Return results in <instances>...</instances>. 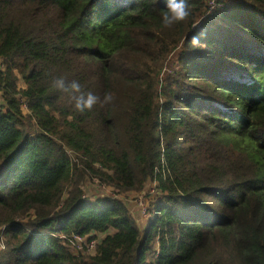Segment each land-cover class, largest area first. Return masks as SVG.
<instances>
[{
	"label": "trees",
	"instance_id": "obj_1",
	"mask_svg": "<svg viewBox=\"0 0 264 264\" xmlns=\"http://www.w3.org/2000/svg\"><path fill=\"white\" fill-rule=\"evenodd\" d=\"M206 1L0 0V264H264V0Z\"/></svg>",
	"mask_w": 264,
	"mask_h": 264
},
{
	"label": "clouds",
	"instance_id": "obj_2",
	"mask_svg": "<svg viewBox=\"0 0 264 264\" xmlns=\"http://www.w3.org/2000/svg\"><path fill=\"white\" fill-rule=\"evenodd\" d=\"M165 7L166 11L162 14V25L165 28H171L186 21L190 15L188 0H166ZM196 39L193 37L194 41ZM52 87L59 92L67 93L73 102L75 111L81 114L91 111L97 104L103 107L113 101V97L109 93H105L101 99L91 91H83L78 81L67 82L63 77L53 79Z\"/></svg>",
	"mask_w": 264,
	"mask_h": 264
},
{
	"label": "built area",
	"instance_id": "obj_3",
	"mask_svg": "<svg viewBox=\"0 0 264 264\" xmlns=\"http://www.w3.org/2000/svg\"><path fill=\"white\" fill-rule=\"evenodd\" d=\"M218 1L219 0H207L206 1V7H207L208 11H211L216 6H219ZM22 109L26 110V106L23 105ZM96 183L98 184V182H96ZM98 185H99V187H97L98 191L93 196L102 197L106 193L105 192L101 193L100 190H105L106 188L100 184H98ZM155 186L156 185L153 183L147 185L146 188L142 192L137 193V194H139V196L135 199L136 208L140 210L141 216L143 218H146V219L148 218V214H149L148 213L149 212V210H148L149 202L152 201L151 198L154 196V193H155ZM109 194L110 195H106V196H111V197L114 196L113 194H111V191ZM141 216H139V217L141 218ZM91 237L92 236H90V237H74L71 241H69L73 251L76 253L77 256L79 255V253L90 255L96 250V247H97L98 243L100 242V239H99V237H96V238H91ZM83 251H85V253Z\"/></svg>",
	"mask_w": 264,
	"mask_h": 264
},
{
	"label": "rangeland",
	"instance_id": "obj_4",
	"mask_svg": "<svg viewBox=\"0 0 264 264\" xmlns=\"http://www.w3.org/2000/svg\"><path fill=\"white\" fill-rule=\"evenodd\" d=\"M106 188V187H105ZM95 189L94 187V184H86L85 187H84V192L86 194V196L90 197L92 196V190ZM101 193H106L105 195H110V190L109 188H106L105 190H100ZM139 196V194H132L130 196L127 197V202L128 204L130 205V209H131V212L133 214V216L138 219V223L143 225L145 223V219L146 218H143L140 214V210L136 208L135 206V199ZM145 200V199H144ZM141 216V218L139 217ZM3 249L2 245H0V250ZM72 250V253L73 254H76L73 249L71 248ZM85 253V251H83ZM84 255H87V254H84Z\"/></svg>",
	"mask_w": 264,
	"mask_h": 264
},
{
	"label": "crops",
	"instance_id": "obj_5",
	"mask_svg": "<svg viewBox=\"0 0 264 264\" xmlns=\"http://www.w3.org/2000/svg\"><path fill=\"white\" fill-rule=\"evenodd\" d=\"M129 195H132V194H129Z\"/></svg>",
	"mask_w": 264,
	"mask_h": 264
}]
</instances>
